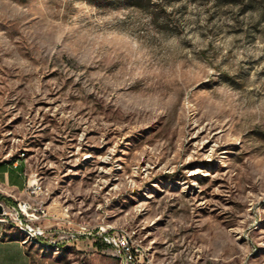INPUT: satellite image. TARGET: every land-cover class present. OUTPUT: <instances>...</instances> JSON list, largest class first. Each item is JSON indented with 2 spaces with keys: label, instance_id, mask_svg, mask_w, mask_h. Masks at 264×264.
I'll return each mask as SVG.
<instances>
[{
  "label": "rangeland",
  "instance_id": "1",
  "mask_svg": "<svg viewBox=\"0 0 264 264\" xmlns=\"http://www.w3.org/2000/svg\"><path fill=\"white\" fill-rule=\"evenodd\" d=\"M18 159L45 226L105 227L140 264H264V0H0V162ZM94 235L27 249L122 264Z\"/></svg>",
  "mask_w": 264,
  "mask_h": 264
},
{
  "label": "built area",
  "instance_id": "2",
  "mask_svg": "<svg viewBox=\"0 0 264 264\" xmlns=\"http://www.w3.org/2000/svg\"><path fill=\"white\" fill-rule=\"evenodd\" d=\"M27 190H32L34 198L37 194L43 193V186L34 180L28 183ZM0 220L5 223L24 224L48 241L62 242L63 245L77 242L85 236H93L94 231L86 224L74 226L71 221H68L67 227H49L43 222L49 217L48 211L43 205H39L34 199V202H26L21 199H16L12 202L8 201L3 196H0ZM94 237L98 235L104 244L110 245L117 250V255L121 259L122 264H140L137 260L135 248L129 238L122 236H113L107 232L105 227H100L96 230Z\"/></svg>",
  "mask_w": 264,
  "mask_h": 264
},
{
  "label": "crops",
  "instance_id": "3",
  "mask_svg": "<svg viewBox=\"0 0 264 264\" xmlns=\"http://www.w3.org/2000/svg\"><path fill=\"white\" fill-rule=\"evenodd\" d=\"M31 181L24 159L0 162V195L8 201L14 198L37 201L38 197L34 198L27 190ZM23 231L22 226L0 223V264H33Z\"/></svg>",
  "mask_w": 264,
  "mask_h": 264
},
{
  "label": "bare ground",
  "instance_id": "4",
  "mask_svg": "<svg viewBox=\"0 0 264 264\" xmlns=\"http://www.w3.org/2000/svg\"><path fill=\"white\" fill-rule=\"evenodd\" d=\"M28 192H29V194L31 195V196H34V194H33V191L32 190H28ZM42 194V193H41ZM41 194H37L36 195V197H38L39 195H41ZM23 201H26V202H31V201H29V200H23ZM0 223H4V224H6L5 222H3V220H0ZM13 224H16V225H19V226H22V227H25L27 230H28V233L30 234L26 239H24V244H26L27 245V243L29 242V240L32 238V234L34 235V236H39V235H36V233L34 232V231H32V229H30V228H28L27 226H25L24 224H19V223H13ZM25 231V230H24ZM23 231V232H24ZM41 237V236H40ZM51 243H54V244H56L57 243V241H50ZM57 245V244H56ZM57 247V246H56Z\"/></svg>",
  "mask_w": 264,
  "mask_h": 264
},
{
  "label": "trees",
  "instance_id": "5",
  "mask_svg": "<svg viewBox=\"0 0 264 264\" xmlns=\"http://www.w3.org/2000/svg\"><path fill=\"white\" fill-rule=\"evenodd\" d=\"M147 2H149V3H151L152 2V0H146ZM28 254H29V252H28ZM30 255V254H29Z\"/></svg>",
  "mask_w": 264,
  "mask_h": 264
},
{
  "label": "water",
  "instance_id": "6",
  "mask_svg": "<svg viewBox=\"0 0 264 264\" xmlns=\"http://www.w3.org/2000/svg\"><path fill=\"white\" fill-rule=\"evenodd\" d=\"M0 212H1V209H0Z\"/></svg>",
  "mask_w": 264,
  "mask_h": 264
}]
</instances>
